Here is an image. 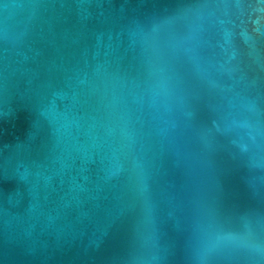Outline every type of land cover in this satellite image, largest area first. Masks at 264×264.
<instances>
[{
  "label": "water",
  "instance_id": "water-1",
  "mask_svg": "<svg viewBox=\"0 0 264 264\" xmlns=\"http://www.w3.org/2000/svg\"><path fill=\"white\" fill-rule=\"evenodd\" d=\"M0 264H264V0H0Z\"/></svg>",
  "mask_w": 264,
  "mask_h": 264
}]
</instances>
